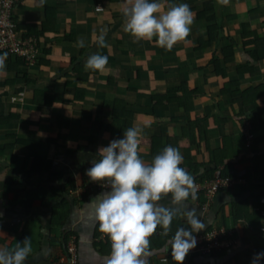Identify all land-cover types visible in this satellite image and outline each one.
Returning <instances> with one entry per match:
<instances>
[{
  "label": "crops",
  "instance_id": "crops-1",
  "mask_svg": "<svg viewBox=\"0 0 264 264\" xmlns=\"http://www.w3.org/2000/svg\"><path fill=\"white\" fill-rule=\"evenodd\" d=\"M129 3H18L17 27L38 39L40 52L33 66L7 58L0 71V248L31 237L26 264H67L75 236L79 264H108L111 244L90 205L104 191L86 170L99 148L135 125L143 129L139 156L146 163L171 145L192 175L211 170L245 182L209 202H186L205 223L201 231L231 230L240 243L231 252L186 259L250 264L264 252L257 212L264 210V0H165V8L186 3L194 13L189 37L170 51L155 38L133 42L123 28ZM101 29L106 48L95 39ZM97 52L108 56L104 73L84 68ZM176 220L189 227L183 216ZM176 230L172 225L169 235ZM171 237L161 246L150 238L147 264H173Z\"/></svg>",
  "mask_w": 264,
  "mask_h": 264
},
{
  "label": "clouds",
  "instance_id": "clouds-1",
  "mask_svg": "<svg viewBox=\"0 0 264 264\" xmlns=\"http://www.w3.org/2000/svg\"><path fill=\"white\" fill-rule=\"evenodd\" d=\"M40 3L43 5L44 0ZM123 17L124 31L134 43L152 42L155 38V43L166 51L187 40L194 22L188 4L165 8V0H130ZM95 39L99 48H106V29H101ZM77 46L84 47V40L78 39ZM7 57L6 52L0 54V71L6 69ZM107 65L108 56L97 52L87 57L84 68L104 73ZM142 133L143 129L135 125L127 128L122 138L98 149V159L86 170L92 182L108 189L90 202L98 230L111 244L108 264H147L150 238L158 226L162 229L160 235L167 237L178 215L185 218L189 227L178 228L168 243L175 264H184L197 244L193 233L205 227L196 210L187 209L186 202L196 197L195 177L181 167L184 157L171 145L146 163L139 156ZM162 200H170V206L163 205ZM32 252L31 237H25L14 248H0V264H26ZM262 260L264 252L256 253L251 264Z\"/></svg>",
  "mask_w": 264,
  "mask_h": 264
},
{
  "label": "built area",
  "instance_id": "built-area-1",
  "mask_svg": "<svg viewBox=\"0 0 264 264\" xmlns=\"http://www.w3.org/2000/svg\"><path fill=\"white\" fill-rule=\"evenodd\" d=\"M20 0H0V54L7 53L10 59H19L24 62V66L30 67L36 64L40 52V42L36 38L23 35L15 21V12ZM247 147L250 146L252 136L248 132L244 133ZM196 197H200L209 202L220 192L233 189L238 185H245L241 178L223 177L215 173L210 178L195 180ZM101 191L102 188L96 183ZM195 197V198H196ZM259 204L264 205V197L259 198ZM260 218L264 219V210L257 208ZM260 231L264 234V225L260 226ZM196 238V247L190 251L192 257L205 258L215 254L231 252L238 247L239 239L231 230L213 228L211 230L193 233ZM77 238L72 236L67 244V264H79ZM166 261L165 257L161 259ZM184 264H188L184 261ZM251 264V263H250ZM264 264V260L260 262Z\"/></svg>",
  "mask_w": 264,
  "mask_h": 264
},
{
  "label": "trees",
  "instance_id": "trees-1",
  "mask_svg": "<svg viewBox=\"0 0 264 264\" xmlns=\"http://www.w3.org/2000/svg\"><path fill=\"white\" fill-rule=\"evenodd\" d=\"M18 60V59H17ZM256 108V107H255ZM254 112V111H253ZM255 113H256V111H255ZM254 113V114H255ZM214 171H211V170H209V171H205L204 173H203V175H197V176H194L195 177V180H201L202 178H204V176H206V178H210V176L212 175V173H213ZM261 198V197H260ZM172 225H174L175 226V228L176 229H178L179 227L177 226L178 225V222H177V220H176V218L173 220V222H172V224H171V226ZM162 232V230L160 229V227H158L157 228V231H156V234L155 235H153L151 238L154 240V242L153 243H155V246H161L162 245V243H164V241L167 239V238H169V237H171V235H168L167 237H165V236H162V235H160V233ZM174 233V231L171 233V234H173ZM185 261H187L188 262V264H209V263H197L198 261H196V260H194V258H191V259H185ZM173 264H175V262L173 261Z\"/></svg>",
  "mask_w": 264,
  "mask_h": 264
}]
</instances>
